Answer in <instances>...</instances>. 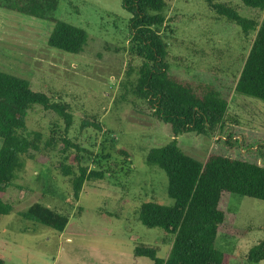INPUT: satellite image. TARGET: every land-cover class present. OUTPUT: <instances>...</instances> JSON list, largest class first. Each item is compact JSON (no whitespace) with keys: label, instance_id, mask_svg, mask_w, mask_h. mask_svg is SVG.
Here are the masks:
<instances>
[{"label":"rangeland","instance_id":"374dc122","mask_svg":"<svg viewBox=\"0 0 264 264\" xmlns=\"http://www.w3.org/2000/svg\"><path fill=\"white\" fill-rule=\"evenodd\" d=\"M121 1L57 0L49 17L88 33L78 54L47 44L52 20L0 7V70L68 104L73 118L68 137L80 146L63 151L58 139L46 145L52 122L61 128L63 122L38 104L30 107L24 134L40 133L39 151L22 156L12 185L0 192L11 205L10 212L0 215V258L5 264H152L147 257L135 256L140 244L156 247L163 258L169 253L172 237L159 227L144 226L136 213L145 201L173 203L166 192V174L146 162L151 147L173 136L132 93L135 73L126 79L128 67L136 70L140 59L128 53L130 13ZM219 1L247 17L260 20L263 14L239 0ZM164 14L161 31L169 43V72L214 84L228 100L223 130L184 132L176 136L177 145L200 161L218 153L264 165V100L234 90L253 34L243 35L205 0H167ZM229 139L235 141L231 146L224 142ZM76 156L87 170H105L102 179L84 182L77 200L70 182L73 174L65 176L61 168L69 165L76 174ZM34 202L68 215L65 228L58 231L23 219L20 212ZM228 206L235 226L248 232L240 238L219 233L216 246L229 253V264H248L249 248L264 238V201L232 193Z\"/></svg>","mask_w":264,"mask_h":264},{"label":"trees","instance_id":"16d2710c","mask_svg":"<svg viewBox=\"0 0 264 264\" xmlns=\"http://www.w3.org/2000/svg\"><path fill=\"white\" fill-rule=\"evenodd\" d=\"M239 1L263 11L260 20L242 15L228 2L205 0L211 10L238 27L243 35L253 34L234 90L264 100V0ZM121 6L130 13L128 53L140 59L136 70L128 67L126 79L135 73L134 81H130L132 93L147 104L156 119L170 127L173 136L171 141L151 147L146 153V162L166 174V192L173 203L145 201L136 213L141 224L159 227L172 237L170 250L163 258L158 256L156 247L140 244L135 246L134 254L149 258L152 264H229V253L216 246L217 236L221 233L240 238L248 232L234 224L235 214L228 206L230 194L264 201V165L218 153H209L200 161L177 145L176 136L184 132L206 134L216 127L223 130L228 100L214 84L183 79L169 72V43L161 31L167 20L164 14L167 0H122ZM0 7L52 20L54 25L47 37L51 47L78 54L87 44L85 29L49 17L57 7V0H0ZM33 104L52 111L63 122L62 128L52 122L46 145L58 139L63 151L80 147L68 137L73 120L68 104L54 101L46 93L33 90L28 80L0 70V192L12 185L13 172L20 166L22 156L29 155L31 150L39 151L40 133L24 134L28 110ZM94 127L100 129L99 123ZM224 142L230 146L235 143L232 139ZM119 152L128 156L127 151ZM75 160L76 174L69 165L62 164L61 168L65 176L73 174L70 182L77 200L84 182L102 179L105 170H87L77 156ZM10 210L11 205L0 197V215ZM20 216L58 231L69 220L68 215L39 202L29 205ZM263 260L264 238L251 246L246 255L248 264ZM0 264H5L2 258Z\"/></svg>","mask_w":264,"mask_h":264}]
</instances>
